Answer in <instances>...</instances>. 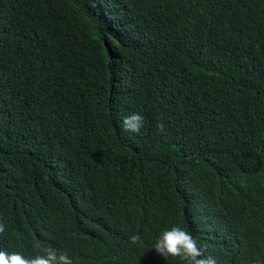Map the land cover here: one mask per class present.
Masks as SVG:
<instances>
[{"label":"trees","instance_id":"trees-1","mask_svg":"<svg viewBox=\"0 0 264 264\" xmlns=\"http://www.w3.org/2000/svg\"><path fill=\"white\" fill-rule=\"evenodd\" d=\"M0 222L26 258L190 264L179 226L264 264V0H0Z\"/></svg>","mask_w":264,"mask_h":264},{"label":"clouds","instance_id":"clouds-1","mask_svg":"<svg viewBox=\"0 0 264 264\" xmlns=\"http://www.w3.org/2000/svg\"><path fill=\"white\" fill-rule=\"evenodd\" d=\"M145 119L142 114L134 113L123 118L122 126L124 131L139 134L143 128ZM160 132L164 131V124L158 122L156 125ZM5 232V225L0 222V234ZM132 244L140 242L138 235L130 236ZM153 249L156 253L167 259L168 257L180 258L189 261L190 264H216L211 257L202 258L203 252L196 239L185 229L179 226H172L170 229L162 231L156 239ZM42 255L34 258H26L19 252L9 254L0 251V264H73L72 258L66 252H57L54 248L41 250Z\"/></svg>","mask_w":264,"mask_h":264}]
</instances>
